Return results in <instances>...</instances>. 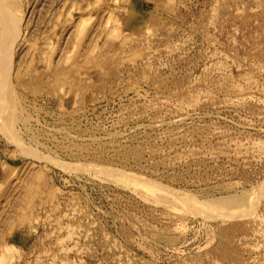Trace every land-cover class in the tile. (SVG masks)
<instances>
[{"label":"rangeland","instance_id":"374dc122","mask_svg":"<svg viewBox=\"0 0 264 264\" xmlns=\"http://www.w3.org/2000/svg\"><path fill=\"white\" fill-rule=\"evenodd\" d=\"M0 264H264V0H0Z\"/></svg>","mask_w":264,"mask_h":264}]
</instances>
